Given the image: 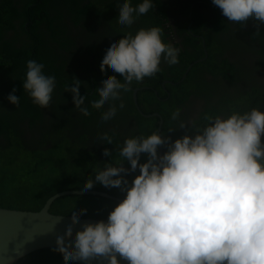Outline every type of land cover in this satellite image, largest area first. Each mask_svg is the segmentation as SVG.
Wrapping results in <instances>:
<instances>
[{
	"label": "clouds",
	"instance_id": "obj_1",
	"mask_svg": "<svg viewBox=\"0 0 264 264\" xmlns=\"http://www.w3.org/2000/svg\"><path fill=\"white\" fill-rule=\"evenodd\" d=\"M231 22L249 20L264 25V0H212ZM153 0H122L119 22L125 26L146 15ZM180 50L163 40L159 27L141 28L114 37L101 60L110 67L92 106L102 108L104 122L114 119L123 102L122 90L161 71L162 62L175 65ZM118 77H122V80ZM82 82L74 77L66 88L74 107L89 115ZM33 103L49 107L56 88L55 76L44 64L28 60L22 84ZM16 89L7 100L19 105ZM179 110L172 113L177 120ZM195 133L172 135L154 131L130 136L120 147V161L106 162L82 190L97 184L116 188L123 198L106 219L76 225L88 209L74 207L71 219L56 238L64 264H264V110L233 112L207 117ZM179 127L187 125L181 122ZM109 145L112 140L102 137ZM165 150L161 153V148ZM103 155L111 157L109 148ZM125 164L128 166L126 167ZM135 174V175H133ZM131 176V179L129 178Z\"/></svg>",
	"mask_w": 264,
	"mask_h": 264
},
{
	"label": "flooded vegetation",
	"instance_id": "obj_2",
	"mask_svg": "<svg viewBox=\"0 0 264 264\" xmlns=\"http://www.w3.org/2000/svg\"><path fill=\"white\" fill-rule=\"evenodd\" d=\"M159 1L157 5L165 21L164 30L170 34L167 36L169 43L180 50L179 62L171 66L162 62L161 71L155 76L139 83L133 82L128 90H122L121 100L115 103L119 107L123 102L124 107L118 110L114 119L107 122L101 120L102 112L109 107L106 104L102 112L97 111L98 119L94 118L90 125H85L86 121L79 123L74 116L79 110L71 112L74 105L72 94L66 92V88L77 77L83 81L81 93L92 95L96 85L103 83L94 75L91 63L96 61V57L102 60L112 39L117 38L115 28L118 24L114 19L117 9L110 19L100 7L106 2L101 1L97 8L102 14L94 9L76 18L74 6L53 0L45 5L48 19L42 21L35 9L36 4L39 9L42 1H33L29 5L30 0H0V18L4 12L13 10L12 24L19 30V33L13 27L5 30L0 24V43L4 41L0 51H4L3 56L8 51L13 56L17 49L25 51V73L27 61L35 59L47 68L51 66V70H58V74L64 77L61 80L56 78V88L47 108L35 105L23 89L26 98L21 97L15 112L16 116L25 117L17 122V129L27 145L49 143L45 145L51 146V138L58 136H65L75 143L80 141L78 136L84 135L97 150L103 143L102 132L107 131L117 133L118 142L122 144L130 136H147L153 131L165 136L170 134L175 139L185 132L195 133L192 125H198L202 117H226L233 112L243 113L259 108L247 103L251 98H260L263 106L264 25L257 26L258 22L253 20L246 24L228 21L212 0ZM25 13L27 16L24 17ZM139 22L141 20L137 19L134 26H123L131 29ZM20 25L25 26L27 33H21ZM32 42L35 45L30 46ZM27 47H33V55L28 53ZM19 53L23 56L22 52ZM18 60L12 59V63ZM49 61H54L55 66H48ZM10 79H1V99L5 100L13 91L11 86L16 78L12 79V84ZM21 80L24 82L25 78ZM95 98L86 100L85 105L89 107ZM211 109L215 114L211 113ZM177 110L179 117L173 120L172 113ZM139 115L157 117L158 120L154 121L155 125L146 121L142 127ZM169 119H172L170 126ZM181 122L187 127L181 129ZM207 123L203 121L198 126L203 127Z\"/></svg>",
	"mask_w": 264,
	"mask_h": 264
},
{
	"label": "trees",
	"instance_id": "obj_3",
	"mask_svg": "<svg viewBox=\"0 0 264 264\" xmlns=\"http://www.w3.org/2000/svg\"><path fill=\"white\" fill-rule=\"evenodd\" d=\"M33 1L36 3L37 0H30L29 5L32 4ZM40 1L44 4H39V9H37L38 4H36L35 9L38 10V14L42 18L41 20L44 21L45 19H48L45 13V5L53 0ZM55 1H59L63 4L70 3L74 6L73 9L77 12L76 18H79V16L86 12L89 14L94 9L97 10L99 2H106V5L104 4V6L100 7L104 8L103 12H105V15L109 16L110 19H112L115 15L114 11L117 9L116 18H114L118 24L115 28L117 38L126 35L129 32L134 34L141 28L159 27L162 31L163 40L166 43L170 42L167 38L170 34L164 30L163 26L165 22L162 19L163 14L158 9L157 3L160 2L159 0H153L152 9L146 15L137 17V19L141 20V22H139L135 28L131 29L124 28V26L119 22V7L122 0H116V2L115 0H71L72 2H70V0ZM140 2H142V0H132L133 6ZM117 3L119 6H117ZM99 11L101 14L103 13L101 10ZM11 14H13V10L8 12L6 11L3 15H1L2 20L0 18V24L2 25V29L8 30L13 27L12 29H14L15 32L17 31L16 33H19V30L12 24ZM25 16H27L26 13L24 14V17ZM110 23L112 24V21H110ZM20 26V29L22 30L21 33H27L24 29L25 26ZM226 26H228V24H226ZM164 32H166V34ZM1 38L2 35L0 34V39ZM3 42L0 43V49ZM31 45L35 44L32 42L30 46ZM32 48L33 47L29 48L28 53L33 55ZM18 50L19 49L15 51L14 56L10 54V51H8L7 55L3 56L2 53H4V51H0V97L1 94H3V91H1V79L16 78V81L13 79L14 84L11 87L17 90L15 94L20 97L19 103H21V97H23V99L26 98V96L23 95V82L21 78H25L26 75L23 63L26 62V60H24V56L27 53L25 51ZM19 52H22L23 56ZM15 58L19 60L12 63V59ZM49 65L55 66L54 61L53 63L52 61H49L48 66ZM46 66H44V72L46 75L55 76V78L60 80L64 79L63 76L58 74V70H51V66H49V68ZM91 67L94 75L97 76L96 78H98L100 82H103L105 78L103 74L106 76L114 75L110 67L107 71L101 69L100 57H96V61L91 63ZM118 78L122 80V77ZM12 79H10L11 84L13 83ZM98 86L99 84L96 85L95 91L92 95H89L86 92L81 94L86 96L87 101L91 97H98ZM86 90L89 91V88ZM16 107L17 106L11 104L7 98L5 100L0 98V206L39 210L51 195L65 189H82L83 184L90 177H94L96 170L102 169L106 162L115 163L121 160L119 151L123 144L121 141L118 142V134L113 131L102 132V137L107 135L111 138L112 143L109 145L105 140L101 139L103 143L100 149L97 150L94 149V145H92L90 139H86L84 135L78 136L80 137V141H75V143L65 136H58V139L53 137L51 138V146H46L49 143H41L34 146L27 145V143L23 140L21 131L17 129V122L21 121L25 117L22 115L16 116ZM56 108H58V103H56ZM88 108L89 115L84 116L73 105L71 112L74 113L75 111H78L74 116H77L76 118L79 123L86 121L85 125H90L94 118L98 119V116H96L97 111L100 110L102 112L103 110L102 108L98 109L93 107L92 103ZM160 111L163 112V110ZM211 111L212 114H215L213 109H211ZM38 112H40V110ZM208 117H210V115ZM139 119L142 127H144L146 121L147 123L155 125L154 121L158 120L157 117L144 118L140 115ZM33 120H35V118ZM171 121L172 119H169V126L171 125ZM203 121H208L207 117H202V119L198 120L197 124L201 125ZM105 148H109L111 150V157H105L103 155ZM99 154L101 155L99 156ZM125 166L127 167L128 165L125 164ZM129 178L131 179V176ZM93 189L107 191L120 197H123L124 195L119 189L105 188L100 184H97ZM117 203L118 201L97 195H65L56 199L51 207V210L54 213L71 214L72 209L79 206L81 208L88 209L85 217L106 219L109 211ZM20 264H64V256L62 252L55 248L44 249L39 253H33L22 259Z\"/></svg>",
	"mask_w": 264,
	"mask_h": 264
},
{
	"label": "water",
	"instance_id": "obj_4",
	"mask_svg": "<svg viewBox=\"0 0 264 264\" xmlns=\"http://www.w3.org/2000/svg\"><path fill=\"white\" fill-rule=\"evenodd\" d=\"M78 194L97 195L118 202L123 198L97 189H65L51 195L39 210L0 206V264H20L22 259L33 253L57 249L56 238L66 228L71 214L54 213L51 207L59 197ZM100 219L105 218L82 216L76 230L84 222H96ZM93 264H100V261H93ZM122 264L127 262L122 261Z\"/></svg>",
	"mask_w": 264,
	"mask_h": 264
},
{
	"label": "rangeland",
	"instance_id": "obj_5",
	"mask_svg": "<svg viewBox=\"0 0 264 264\" xmlns=\"http://www.w3.org/2000/svg\"><path fill=\"white\" fill-rule=\"evenodd\" d=\"M247 103L252 105V106H254V107L258 106L261 110H264V103H263V106H262V101H261L260 98H255V97L251 98V99L248 100Z\"/></svg>",
	"mask_w": 264,
	"mask_h": 264
}]
</instances>
